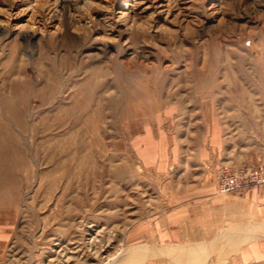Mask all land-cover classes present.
<instances>
[{
  "label": "rangeland",
  "instance_id": "374dc122",
  "mask_svg": "<svg viewBox=\"0 0 264 264\" xmlns=\"http://www.w3.org/2000/svg\"><path fill=\"white\" fill-rule=\"evenodd\" d=\"M59 2L0 0L2 264H122L164 196L132 135L264 143V0Z\"/></svg>",
  "mask_w": 264,
  "mask_h": 264
},
{
  "label": "crops",
  "instance_id": "0c3cea01",
  "mask_svg": "<svg viewBox=\"0 0 264 264\" xmlns=\"http://www.w3.org/2000/svg\"><path fill=\"white\" fill-rule=\"evenodd\" d=\"M168 108L165 116L173 115ZM173 110V108H172ZM132 135L130 147L142 165L163 179V204L155 216L134 223L125 237L122 264H264V187L219 195V138L210 134L182 150L168 129ZM249 165L264 166V143ZM241 158V157H240ZM0 236L1 252L7 243ZM118 263V262H117Z\"/></svg>",
  "mask_w": 264,
  "mask_h": 264
},
{
  "label": "built area",
  "instance_id": "2783aa9c",
  "mask_svg": "<svg viewBox=\"0 0 264 264\" xmlns=\"http://www.w3.org/2000/svg\"><path fill=\"white\" fill-rule=\"evenodd\" d=\"M215 174L219 195L241 193L250 187H264V166L223 165L216 169Z\"/></svg>",
  "mask_w": 264,
  "mask_h": 264
},
{
  "label": "bare ground",
  "instance_id": "6f19581e",
  "mask_svg": "<svg viewBox=\"0 0 264 264\" xmlns=\"http://www.w3.org/2000/svg\"><path fill=\"white\" fill-rule=\"evenodd\" d=\"M56 2H59V0H56ZM60 3V2H59ZM77 7V6H76ZM126 7H128V5H126ZM70 11V10H69ZM128 13V12H127ZM127 18V17H126ZM90 23V22H89ZM88 24V23H87ZM5 27H3V25L0 24V31L5 32L6 29H4ZM43 29V28H42ZM28 31V30H27ZM23 37H25V39L28 42H35L36 40V33L35 32H30V33H26ZM97 238V237H96ZM96 242V241H95ZM69 248V247H68ZM65 254V253H64ZM62 256V255H61ZM67 256V254H66ZM65 256V257H66ZM64 257V258H65Z\"/></svg>",
  "mask_w": 264,
  "mask_h": 264
}]
</instances>
